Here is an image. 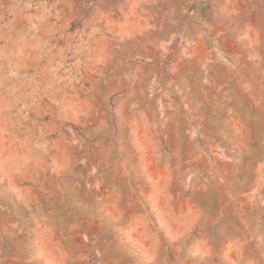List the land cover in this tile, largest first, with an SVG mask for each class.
I'll return each mask as SVG.
<instances>
[{
  "label": "rangeland",
  "instance_id": "1",
  "mask_svg": "<svg viewBox=\"0 0 264 264\" xmlns=\"http://www.w3.org/2000/svg\"><path fill=\"white\" fill-rule=\"evenodd\" d=\"M0 264H264V0H0Z\"/></svg>",
  "mask_w": 264,
  "mask_h": 264
}]
</instances>
